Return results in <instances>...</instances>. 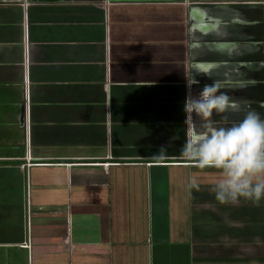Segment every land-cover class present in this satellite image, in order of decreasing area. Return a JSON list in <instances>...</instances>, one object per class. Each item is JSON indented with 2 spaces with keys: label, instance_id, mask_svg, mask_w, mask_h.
<instances>
[{
  "label": "crops",
  "instance_id": "0c3cea01",
  "mask_svg": "<svg viewBox=\"0 0 264 264\" xmlns=\"http://www.w3.org/2000/svg\"><path fill=\"white\" fill-rule=\"evenodd\" d=\"M192 79L264 118V0H0V264H264V199L179 155Z\"/></svg>",
  "mask_w": 264,
  "mask_h": 264
},
{
  "label": "clouds",
  "instance_id": "9594fccd",
  "mask_svg": "<svg viewBox=\"0 0 264 264\" xmlns=\"http://www.w3.org/2000/svg\"><path fill=\"white\" fill-rule=\"evenodd\" d=\"M183 102L184 142L179 155L199 170L212 169L218 179L211 187L214 200L221 205L241 201L258 204L264 199V118L248 108L242 118L229 119L239 105L220 91L216 82L204 84ZM189 176L185 189L199 191Z\"/></svg>",
  "mask_w": 264,
  "mask_h": 264
}]
</instances>
